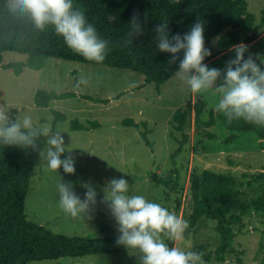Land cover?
<instances>
[{
    "label": "rangeland",
    "instance_id": "obj_1",
    "mask_svg": "<svg viewBox=\"0 0 264 264\" xmlns=\"http://www.w3.org/2000/svg\"><path fill=\"white\" fill-rule=\"evenodd\" d=\"M249 10L256 16L259 35L248 42L247 33L242 36L250 46V53L264 54V0H248ZM102 15L109 20H117L120 15L105 11ZM218 38L205 47L212 52L203 63L211 68H226V62L235 58L231 48L222 50ZM4 63L25 60L27 55L17 51L0 53ZM259 64V60H257ZM264 70V64L260 65ZM89 78L81 90H74L77 78ZM145 76L129 69L95 65L79 61L50 57L45 67L33 69L25 67L17 75L13 68L0 66V108L9 111L17 109L21 119L30 116L35 124L48 123L52 127L53 110L67 114V120L58 126L67 130L62 135L65 145L72 148L75 158V173H65L63 166L58 171L45 169L40 162L31 177V186L26 199L29 218L47 228L67 235L118 236L117 222L107 204L102 188L107 181L124 178L129 183L128 195H142L148 201L161 204L170 212L188 221V228L178 241L165 238L170 247L184 251L202 253L205 264H264V212H257L252 200L264 189V181H254V177L264 171V139L253 132H242L232 144H225L226 127L220 123L215 129L220 138L214 140L210 151L198 145L201 140L196 110L198 96L215 105L218 96L211 93L193 94L190 87L176 75L163 83L160 89L153 82L144 85ZM135 84V87H129ZM57 92L75 91L77 95L54 99L47 107L38 106L35 101L37 89ZM109 99L108 102L89 99ZM179 108H188L190 113L184 131L176 129L173 115ZM132 117L140 124V129L123 123ZM89 128L72 129L73 119ZM207 118V114L203 115ZM98 120L100 126H91ZM147 123V127L144 123ZM147 128L151 147L144 141L141 130ZM181 146V150H177ZM69 155L66 150L61 159ZM110 163L113 165L110 166ZM121 170H118V168ZM204 170L232 176V187L242 191L241 197L250 207L237 211L243 217L244 226L233 225L236 233L233 248L225 254V260L216 258L221 244L217 231V220L202 216L195 227L189 229L195 209L193 181L195 175ZM163 177L171 182V187L157 183L151 175ZM141 176L146 178L141 179ZM71 183L75 193L83 200L87 191L81 181L91 182L95 187L97 203L90 206L88 214L72 218L58 205L57 182ZM252 183L249 184V180ZM90 217V218H88ZM138 254H129L124 247L119 253H99L76 258L31 260L27 264H138Z\"/></svg>",
    "mask_w": 264,
    "mask_h": 264
},
{
    "label": "trees",
    "instance_id": "obj_2",
    "mask_svg": "<svg viewBox=\"0 0 264 264\" xmlns=\"http://www.w3.org/2000/svg\"><path fill=\"white\" fill-rule=\"evenodd\" d=\"M7 0H0V53L17 51L27 55L25 60L4 63L0 66L13 68L20 75L25 67L42 69L50 57L79 61L95 65L129 69L145 76L144 85L155 83L157 88L170 80L179 68V60L173 65L168 61L171 53L159 51L157 33L153 29L163 21L168 22L169 36L177 33L182 36L189 32L198 20L204 22L205 46L218 38L222 50L231 48L244 40L247 33L248 42L256 39L259 28L256 16L249 10L248 0H73L74 7L80 8L88 23L95 26L98 35L109 41V52L102 63L86 60L70 49L62 36H58L52 26L45 31L36 30L27 20L11 14L5 7ZM110 11L119 14L117 20H109L102 13ZM134 11L139 14V21L144 34L133 37L132 42L126 40L129 22ZM264 14V9H263ZM249 46V45H248ZM249 51L245 53L248 58ZM183 58L184 51L177 54ZM224 70L223 67H216ZM220 81H218L219 83ZM77 95L75 91L57 92L37 89L34 101L38 106L47 107L51 100L69 98ZM89 99L108 102L109 99ZM194 109L197 114L201 140L198 145L204 151H210L214 140L220 138L215 129L220 123L226 127L227 136L224 143L232 144L242 132H253L264 139V127L250 124L243 119L228 122L224 113L215 110L208 99L198 96ZM190 111L179 108L173 115L177 130L183 132ZM18 114L12 110V117ZM53 131L60 122L67 120V114L61 110H53ZM207 114V118L203 115ZM91 126L98 127L100 122L93 120ZM126 125L140 129L134 118L123 120ZM147 127V123H144ZM72 129L89 128L79 119H73ZM149 130H141L147 145L153 147L149 138ZM38 143L45 146L46 138L41 137ZM181 150V146L177 150ZM38 153L32 149L9 146L0 143V264H27L31 260L76 258L99 253H119L124 246H117L118 236L67 235L53 231L44 225L32 221L26 211V199L31 186V177L35 167L40 163ZM146 176H141V179ZM151 178L157 183L171 187L166 178ZM254 181H264V171L258 173ZM235 182L232 176L204 170L202 175H195L193 181L195 209L191 216L189 229L196 226L198 220L206 215L217 220V231L221 244L217 248L216 258L225 260V254L233 248L236 233L233 225L242 228L243 217L237 211H245L250 204L242 199V191L232 187ZM252 179L249 180V184ZM257 212H264V189L252 200Z\"/></svg>",
    "mask_w": 264,
    "mask_h": 264
},
{
    "label": "clouds",
    "instance_id": "obj_3",
    "mask_svg": "<svg viewBox=\"0 0 264 264\" xmlns=\"http://www.w3.org/2000/svg\"><path fill=\"white\" fill-rule=\"evenodd\" d=\"M5 7L11 14L27 19L40 32L52 26L66 45L86 60L102 63L108 55L109 41L98 35L84 12L74 7L73 0H7ZM128 26V42H132L134 36L144 34L138 12L134 11ZM153 31L157 33L155 39L159 51L172 54L168 64L173 65L179 60L175 75L193 94L218 96L215 110L224 113L228 122L243 119L264 127V70L260 66L264 64V54L250 53L245 59L249 46L241 42L232 45L236 55L226 62L224 70L209 69L203 63L205 57L212 55L205 47L203 20L198 19L183 36L179 33L169 36L167 21L158 24ZM181 50L184 51L182 59L177 55ZM88 83L89 78L80 75L74 90L80 91L81 85ZM128 86L135 87V84ZM63 132L68 131L60 126L53 131L48 123L34 125L27 115L22 119L20 116L13 118L9 111L0 108V143L36 151L46 170L55 172L63 166L65 173L74 174L75 158L71 155L72 148L65 145ZM41 137L46 138L43 147L38 143ZM66 150L69 155L62 160L61 154ZM81 186L87 190L83 200L70 182L65 183L61 178L56 185L59 208L72 218L87 215L90 206L97 203L98 193L92 183L81 181ZM102 191L101 203L107 204L117 222L116 244L126 247L130 255L138 254V264H205L202 253L184 251L165 243V238L178 241L183 237L188 228L187 220L142 195H128L129 183L124 178L107 181Z\"/></svg>",
    "mask_w": 264,
    "mask_h": 264
},
{
    "label": "crops",
    "instance_id": "obj_4",
    "mask_svg": "<svg viewBox=\"0 0 264 264\" xmlns=\"http://www.w3.org/2000/svg\"><path fill=\"white\" fill-rule=\"evenodd\" d=\"M54 100V99H53ZM52 101V100H51ZM51 103V102H50Z\"/></svg>",
    "mask_w": 264,
    "mask_h": 264
}]
</instances>
